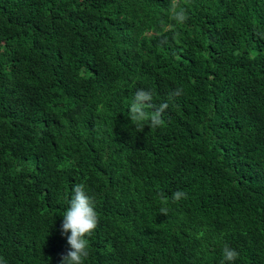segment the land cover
Masks as SVG:
<instances>
[{
	"label": "trees",
	"instance_id": "16d2710c",
	"mask_svg": "<svg viewBox=\"0 0 264 264\" xmlns=\"http://www.w3.org/2000/svg\"><path fill=\"white\" fill-rule=\"evenodd\" d=\"M171 3L0 0V264H60L76 184L83 264H264V0Z\"/></svg>",
	"mask_w": 264,
	"mask_h": 264
},
{
	"label": "clouds",
	"instance_id": "9594fccd",
	"mask_svg": "<svg viewBox=\"0 0 264 264\" xmlns=\"http://www.w3.org/2000/svg\"><path fill=\"white\" fill-rule=\"evenodd\" d=\"M178 6L177 0H172L170 10L173 13V19L178 23H183L186 15L181 9L179 12L175 11ZM171 27V25H169ZM181 90H175L171 95L178 96ZM152 94L150 91L143 89L138 90L132 99L129 111V119L134 122L137 127H141L145 120L149 121L150 127L156 129L161 127L164 123L162 119L163 113L169 107L167 102L158 106L152 103ZM147 102V103H146ZM146 109H154L149 112ZM72 197L69 202V207L63 215L61 224V235L67 236V245L69 246L65 252L60 254V264H83L84 258L88 256V241L86 237L90 236L96 229L98 223L97 213L94 211L93 201L86 194L85 186L83 184H76L72 189ZM186 194L182 191L173 193V200L179 201L185 198ZM161 213L166 214L167 209L161 208ZM70 233V236L67 234ZM223 259L221 264H231L239 255V253L225 245L222 250Z\"/></svg>",
	"mask_w": 264,
	"mask_h": 264
}]
</instances>
